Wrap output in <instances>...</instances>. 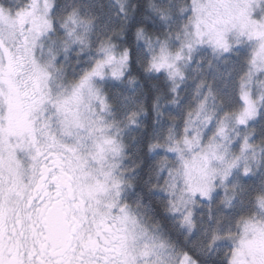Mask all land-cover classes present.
I'll return each instance as SVG.
<instances>
[{"label":"snow or ice","instance_id":"obj_1","mask_svg":"<svg viewBox=\"0 0 264 264\" xmlns=\"http://www.w3.org/2000/svg\"><path fill=\"white\" fill-rule=\"evenodd\" d=\"M0 264H264V0H0Z\"/></svg>","mask_w":264,"mask_h":264}]
</instances>
